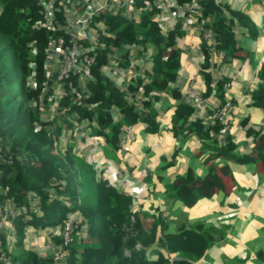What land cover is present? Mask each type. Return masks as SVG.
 <instances>
[{
	"label": "trees",
	"instance_id": "1",
	"mask_svg": "<svg viewBox=\"0 0 264 264\" xmlns=\"http://www.w3.org/2000/svg\"><path fill=\"white\" fill-rule=\"evenodd\" d=\"M201 3V18L212 17L211 22L206 21V26L214 30L216 49L226 54V60L237 57L241 48L234 31L236 20L248 28L252 36L258 34L255 23L247 13L217 0H201ZM224 11H228L230 18ZM156 13L155 6L146 9L138 22L120 13L96 17L95 20L103 19L108 34L102 36L106 47L99 50L91 66L90 95L85 99L86 105L72 104V97L64 96L60 101L59 117L51 119L55 120L51 124V120H43L39 109V104L48 101L52 92L53 80L45 71L46 50L52 36L67 34L57 29V24L55 30L42 24L45 13L39 0H0V139L9 140L8 145H0V201L9 203V199L12 200L10 206L13 207L9 208L18 212L13 221V232L15 247H19L15 251L13 244L1 236L0 254H8L11 261L55 264L52 256H40L36 251L24 248L25 228L30 224L38 227L63 225L72 214L74 221L87 223V233L81 241L75 235L71 246L66 247L70 251L67 264L78 261L80 264H192V260L201 257L213 243L215 235L203 223L166 233L163 217L145 210L133 212L129 194L98 176L96 168L77 155L73 146L59 145L61 127L56 122L59 118L65 120L70 111L78 114L79 120L90 119L96 113L97 133L104 135L108 147L115 150L119 147L125 122L141 119L147 123L148 131L157 132V111L153 108L142 118L136 103L130 102L126 93L102 72L111 47L125 51L128 45L151 42L156 46L155 74L151 75L145 92L150 95L154 89H168L176 80L181 65L182 51L176 44L183 32L179 25L164 32L153 19ZM55 15L56 21L65 22L63 9L56 10ZM203 50L206 67L211 58L206 43ZM76 76L74 74L72 78L74 86L77 85ZM258 76V88L252 93L253 104L264 109V63ZM14 83L18 84L17 90ZM224 83L220 82L219 86L223 87ZM66 89L71 90L69 84ZM171 93L178 98L181 96L178 89ZM36 102L39 103L37 106ZM91 104L93 108L89 107ZM147 105H150L149 101ZM115 107L124 115L122 121L114 120L112 109ZM192 112V106L179 103L174 115L176 134L188 136L194 133L205 138L218 132L220 123L208 128L203 120L192 119ZM254 145V154L238 155L234 152L236 144L228 136L226 143L206 158L207 174L198 176L190 171L178 175L167 185L168 194L191 207L200 197L210 198L226 188L225 177L233 178L232 171L226 164L220 167L211 164L215 157L234 158L241 163L259 161L264 171V129L255 132Z\"/></svg>",
	"mask_w": 264,
	"mask_h": 264
},
{
	"label": "crops",
	"instance_id": "2",
	"mask_svg": "<svg viewBox=\"0 0 264 264\" xmlns=\"http://www.w3.org/2000/svg\"><path fill=\"white\" fill-rule=\"evenodd\" d=\"M82 1L93 7L103 0ZM200 1L141 0L124 15L138 22L142 11L154 5L157 13L153 19L160 21L164 32L175 29L178 25L181 27L179 21L184 24V28L181 27L183 33L176 44L182 51L179 74L169 84L166 91L168 93L161 97L164 108H159L158 105L162 90L154 89L150 95L145 92V86L151 82V75L155 74L156 46L145 42L126 46L125 51L114 46L110 48L103 74L122 91L131 90L136 94L133 102L139 112L142 111V118L153 108L157 111V132L148 131L147 123L143 120L125 122L124 126L133 125L132 140L125 146L119 145L115 150L108 147L104 135L97 133L96 113L90 119L80 122L75 113L69 110L65 120L59 118L56 122L61 127L59 142L62 141L64 148L73 146L77 155L96 168L98 176L105 179L113 176L110 180L116 182L118 190L131 196L136 209L163 217L166 233L197 223H203L206 228L211 229L215 235L213 243L201 257L192 260V264H264V171L259 161L241 163L234 158H213L211 164L217 167L228 165L233 178L226 176V188L218 190L210 198L200 197L191 207L167 192V185L178 175H185L190 171L198 176L207 174L206 157L213 153V149L209 147L217 148L220 145L213 135L205 138L194 133L184 136L167 128L172 123L178 99L170 94L173 89L186 93L187 86L194 84L204 101L197 106L191 105V118L207 119L210 122L213 111L227 96L224 85L219 86L220 82H232L229 94L234 102L231 112L233 123L228 136L236 144L234 152L238 155L254 154L255 132L264 129V109L253 104L252 96L253 91L258 88V72L264 63V0H217L220 4H227L232 9L247 13L255 23L258 34L252 36L248 28L236 20L234 31L241 52L237 57L226 60V54L216 49L211 54V65L208 67L212 70L206 72H202L205 53L201 33L182 19L184 14L200 11ZM110 4L112 7L109 8L114 9L115 3ZM190 5L194 7L193 12H188L192 7ZM224 12L230 18L228 11ZM206 20L210 22L212 17L207 16ZM95 27L98 37L106 31L99 20H96ZM124 62L127 63L122 65ZM80 87L89 92L87 81L83 78ZM50 90L52 95L49 94L46 101L48 104L42 107L43 118L48 120L58 115V103L65 95L68 96V90L65 91L58 82L52 83ZM148 101L150 105H147ZM117 110L116 108L115 111ZM163 114H167V117L163 121L157 120ZM123 117L122 113L117 112L114 120L119 122ZM210 127L212 126L209 125L208 128ZM132 187L130 194L126 189ZM61 231V224L40 227L30 224L25 228L27 237L24 248L36 251L40 256L49 251L54 253L58 249L54 241H57ZM158 234L161 235V231ZM11 244L15 247L14 242ZM17 250L19 247H15V251ZM67 262L68 259H65L57 264Z\"/></svg>",
	"mask_w": 264,
	"mask_h": 264
},
{
	"label": "built area",
	"instance_id": "3",
	"mask_svg": "<svg viewBox=\"0 0 264 264\" xmlns=\"http://www.w3.org/2000/svg\"><path fill=\"white\" fill-rule=\"evenodd\" d=\"M139 1L141 0H103L99 4L94 5L92 7L91 5H87L82 0H39L43 8V12L45 13V20L44 22H42V24L48 27L49 29H53V30H55L56 28L55 24H57V29H60L67 34V36L58 35V36H52L50 38L49 45L46 50L47 56L45 63V71L47 77L50 80H53V83L56 82V80H58L60 84H62V87H64L65 91H67L66 85L67 84L70 85L71 90H69L67 94L69 97H72V101H73L72 104L75 103L76 105H86L85 99L90 95V90L89 92L84 91L80 87V82L82 81L83 78L84 80L87 81V84L89 85V82L91 80V75H90L91 66L95 62L99 50H102L106 47V45L102 40V36L104 34H108L106 31H104L103 34H100L99 42H96L93 39L95 35L91 33V30H92V26H94V29L96 30L95 27L96 17H98L100 14H107V13L110 14L120 13L125 15L131 9V7L135 6ZM145 1H150V0H145ZM111 2L115 3L114 9L109 8L112 7V5L110 4ZM153 7L154 5H152L151 8L147 7V9L149 10L152 9ZM60 9H63L65 13L64 23H59V21L55 20V16H56L55 12L56 10H60ZM191 11L192 12L194 11L193 6L188 9V12ZM195 12H194L195 14L193 13H190L188 15L184 14L182 19L187 24H192V26H194V28H196L201 33L202 48H203V44L206 43L212 54L216 50V44H217L214 30L211 27L206 26V21H207L206 19L205 20L201 19L203 12L202 7L200 11L195 10ZM156 21L159 23V25L163 30V25L160 23V21L158 20ZM100 22L105 26V24L103 23V19ZM179 23L181 27L184 28V24L180 21ZM179 38L180 37H178L177 40ZM204 62H205V56H204ZM105 65H103L102 67V72H104ZM211 70L212 68L209 69L203 66L202 72L211 71ZM74 74L77 75L76 76L77 85L75 86L72 84V78L74 77ZM231 87H232V82L225 81L224 90L227 92V96L225 100L213 111L211 115L212 120L210 122L207 119L203 120V122L206 124L207 127L209 125L211 126L214 123H220V128L218 132H216L215 134L212 132L213 133L212 135L218 139L220 145L226 143L228 133L230 132L233 123L231 112L234 108V102L232 96L229 94V90ZM186 89H187L186 93L182 92L180 98L177 99V103L174 106V115L176 113L179 103L185 102L190 106L191 105L197 106L204 101L202 94L199 93L198 89L194 84H190L189 86H187ZM166 91L167 90H163L159 94L160 96L158 100L159 108L160 107L164 108L163 107L164 104L163 103L161 104V97L163 95H166V93H168ZM125 93L127 95L128 100L130 102H133V97L131 96V93L130 92H125ZM89 107L93 108L94 105L91 104L89 105ZM59 108H60V102L58 103V114L60 113ZM116 108L117 107L112 109L113 118H115V114L120 111L119 108H117L118 110L115 111ZM174 115H173L172 123L169 126H167V128H169L173 132H174L173 127L175 125ZM75 116L78 118V121L80 122L84 120V119L79 120V115L76 113ZM166 117L167 114H163L161 116H158L157 120L163 121ZM132 137H133V125L132 124H126L125 126L123 125L122 131L120 133L119 145L121 147L125 146L126 144L131 142ZM212 151L213 153L209 155H213L214 153H216V151L214 150ZM132 189L133 187L127 188L126 190L128 193L131 194ZM9 201H10L9 203L8 202L6 203V200L0 201V233L2 231L4 232V229L8 227H10L9 232L15 231L13 221L18 212L15 210V208L14 209L9 208L12 200L9 199ZM131 208L133 212L140 211L136 209L134 205H132ZM72 219L74 220L75 217ZM66 221L63 225L61 224L62 231L59 234L62 235V238H64L65 244L60 243L59 245H56L58 249L54 252L56 254L54 258L57 263L65 259H68L65 249L67 247L66 245L70 240L68 239V234L66 231L69 229V222ZM11 223L12 226H10ZM13 234L15 236V233L11 234V242L8 241L9 243H13L14 240L12 239ZM0 249H2L1 241H0ZM12 263L13 261H11L8 254L5 253L0 254V264H12Z\"/></svg>",
	"mask_w": 264,
	"mask_h": 264
},
{
	"label": "rangeland",
	"instance_id": "4",
	"mask_svg": "<svg viewBox=\"0 0 264 264\" xmlns=\"http://www.w3.org/2000/svg\"><path fill=\"white\" fill-rule=\"evenodd\" d=\"M200 3V5H202V3H201V1L199 2ZM202 19V18H201ZM91 33L93 34V35H95L94 36V41H96V42H99L100 41V38L97 36V31L94 29V26H92V30H91ZM54 65H55V62H54ZM205 67V66H204ZM209 67V65L208 66H206L205 68H208ZM31 80V79H30ZM55 80V79H54ZM33 81V80H32ZM56 82H58V83H60L58 80H56ZM141 82H142V80H141ZM17 86H18V84L17 83H14V85H13V87H14V89L15 90H17L18 88H17ZM130 93H131V96L132 97H135L136 96V94H134L131 90L129 91ZM51 95H52V93H51ZM52 101H54V99L52 100ZM16 104V103H15ZM14 104V105H15ZM39 103H37L36 102V106L38 105ZM48 104V103H47ZM46 102H43V103H40L39 104V109H40V112H41V114H42V117H43V115H44V111L42 112V107L44 108L46 105ZM140 112H142V111H140ZM59 117L58 115H55V117ZM142 116V115H141ZM55 117H54V119H55ZM43 120H48V119H44L43 118ZM51 120V119H50ZM137 121H141V119H139V120H137ZM136 121V122H137ZM51 124L52 123H54L55 122V120H51V121H49ZM9 142V140H3V139H0V145H3V146H5V145H8L7 143ZM60 144V146H63L62 145V141L61 142H59ZM210 149H213V150H215L216 148L215 147H209ZM74 149V148H73ZM22 157H24V156H22ZM112 177L113 176H109V177H107L106 178V180L111 184V185H115L116 184V182L115 181H111L110 180V178L112 179ZM114 179V178H113ZM75 216H74V214H72L71 215V217H70V221L69 220H67L68 222H69V229L68 230H66L67 231V234H68V239L70 240L69 242H68V244L66 245V246H71V244L73 243V237L75 236V235H77V240L78 241H81L82 240V236H85L86 235V233H87V227H86V222H84V223H78L77 221H74L72 218H74ZM81 217H83V216H81ZM66 221V222H67ZM10 224V223H9ZM10 226H12V223H11V225ZM76 226H80L79 228L80 229H77V230H75V227ZM9 229H10V227H8V228H5L4 229V232L2 231L1 233H0V237L2 236V237H5L6 239H7V241H10L11 242V234L13 233L12 231H10L9 232ZM65 231V232H66ZM12 239H14L13 240V242H14V244L16 243V236H14V234L12 235ZM58 240H59V242H58ZM57 243V244H56ZM60 243H63V244H65V240H64V238H62V235H59V238H57V241H54V244H56V245H59ZM45 252V251H44ZM65 252L67 253V257L69 258L70 257V251L69 250H67V249H65ZM46 256L47 255H49V256H52L53 258H54V256H56V254L55 253H53V252H46V254H45ZM55 259V258H54ZM57 262L55 261V264H56ZM81 262L79 261V264H80Z\"/></svg>",
	"mask_w": 264,
	"mask_h": 264
}]
</instances>
